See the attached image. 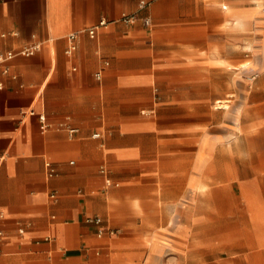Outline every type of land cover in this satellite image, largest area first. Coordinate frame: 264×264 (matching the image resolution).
Masks as SVG:
<instances>
[{
	"label": "crops",
	"instance_id": "0c3cea01",
	"mask_svg": "<svg viewBox=\"0 0 264 264\" xmlns=\"http://www.w3.org/2000/svg\"><path fill=\"white\" fill-rule=\"evenodd\" d=\"M233 13L264 20L258 0H0V50L41 45L0 70V264H264L257 177L239 183L235 239L210 234V155L230 149L194 127L209 97L156 100L173 72L211 65V25Z\"/></svg>",
	"mask_w": 264,
	"mask_h": 264
},
{
	"label": "rangeland",
	"instance_id": "374dc122",
	"mask_svg": "<svg viewBox=\"0 0 264 264\" xmlns=\"http://www.w3.org/2000/svg\"><path fill=\"white\" fill-rule=\"evenodd\" d=\"M258 6L264 14V0H258ZM198 35H202V30ZM208 38L211 65L173 72L178 81L163 82L164 86L156 89V100L180 92H190L196 98L209 97L206 102L195 104L196 113L202 118L194 119V127L215 144L230 149L225 154L215 150L210 155L213 160L208 189L212 210L210 234L217 241L220 226L229 229L220 231L221 239H235L236 221L243 219L244 225L248 223V218L240 215L244 206L240 200L242 179H259L256 188L259 202L264 205V20L253 19L244 27L214 21ZM199 46L202 47V42ZM219 98H226L227 106L219 107ZM175 109L168 113L185 114ZM151 112L147 108L142 115ZM238 144L243 162L235 160L234 149ZM222 163L226 165L223 168L214 166ZM219 208L227 210V214L220 215Z\"/></svg>",
	"mask_w": 264,
	"mask_h": 264
},
{
	"label": "built area",
	"instance_id": "2783aa9c",
	"mask_svg": "<svg viewBox=\"0 0 264 264\" xmlns=\"http://www.w3.org/2000/svg\"><path fill=\"white\" fill-rule=\"evenodd\" d=\"M138 17L137 13H131V14H124L123 19L127 22H132ZM146 24L150 23V18L146 17L144 19ZM108 23V20L106 18H101L96 24L89 26L86 30L91 36H95L97 33V30L99 27L104 26ZM80 35V31H72L71 33L68 34V39H69V44L66 48L67 53H73L77 47H78V38ZM40 43H32L29 45H25L21 47L18 50L14 49H7V50H0V70L4 72H9V62L16 56V55H33L36 53L38 49H40ZM97 76L100 77L101 73L98 72ZM1 86V84H0ZM40 120L43 123V127L48 128L50 126V123L47 120L46 114L45 113H38ZM59 128H66L70 134L75 133L78 128L75 126H72L69 123L66 122H61L58 124ZM95 137H99L100 133L96 132L94 133ZM47 168H48V175L53 176L57 173L56 167L54 163L50 160L46 162ZM108 183H111L110 180H108ZM89 221L96 222L100 224L102 222V217L100 216H90L88 217ZM102 229H99V232L102 233ZM2 234V231L0 230V235Z\"/></svg>",
	"mask_w": 264,
	"mask_h": 264
},
{
	"label": "bare ground",
	"instance_id": "6f19581e",
	"mask_svg": "<svg viewBox=\"0 0 264 264\" xmlns=\"http://www.w3.org/2000/svg\"><path fill=\"white\" fill-rule=\"evenodd\" d=\"M233 19H234L233 22H234V24H235L236 27H242V26H244V23L246 24V21L243 22L244 21V16L241 13H233ZM217 103H218V106L219 107L227 106V99L226 98H219L217 100Z\"/></svg>",
	"mask_w": 264,
	"mask_h": 264
}]
</instances>
